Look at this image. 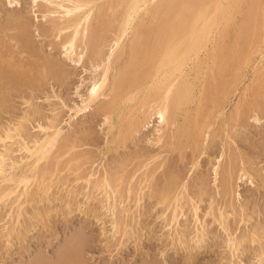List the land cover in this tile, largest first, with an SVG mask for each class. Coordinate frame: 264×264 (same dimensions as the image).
Here are the masks:
<instances>
[{"label": "rangeland", "instance_id": "374dc122", "mask_svg": "<svg viewBox=\"0 0 264 264\" xmlns=\"http://www.w3.org/2000/svg\"><path fill=\"white\" fill-rule=\"evenodd\" d=\"M44 3L0 0V37L4 35L6 46L13 49L12 40H17L10 39V34L17 33L16 28H10L11 21L18 22L22 19L19 16H24L25 22H21L26 29V34L21 32L26 35L22 38L25 50L18 48L22 37L18 35L16 47L20 53L16 47L10 52L3 46L2 55L14 63L19 54L25 57L23 54L28 51L39 58L36 62L48 59L56 62L54 65L59 63L60 67H56L67 74L63 73L64 80L52 74L36 80L34 68L23 60L22 66L23 62L28 64L35 81L0 87L8 91L4 106L0 104V152L8 147L12 149L9 156L20 160L26 155L19 148L24 139L33 138L35 142L39 136L41 140L47 129L49 133V126L53 128L50 120H56L63 130L61 142L38 165L48 169L37 175L44 186L38 190L35 180L30 185L32 195L26 200L15 198L20 190L12 193L16 196L11 195V199L9 195L0 200V264H264V112L260 111L263 114L259 120L254 119L247 104L252 98L250 86L247 92L243 90L254 81L252 73L260 61L259 55L252 58L253 65L249 62L244 67L238 86L230 93L229 102L224 103L225 117L237 100L244 103L248 98L244 104L249 110L241 104L243 112L237 121L233 118V124V120L218 116L215 123L218 122L211 125L208 146L195 160L190 148L181 154L177 147L164 141V129L156 116L147 120L123 146L111 142L106 145L104 117L94 114V109L79 112L69 123L65 122L70 106L86 93L94 73L86 56L79 64L67 58L70 51L66 49L68 45L63 46L66 31L58 33L51 26L61 13H48ZM6 23L10 24L7 35L2 31ZM18 128L23 130V136L18 131L17 137ZM10 129H17L16 135ZM33 142L30 140V145ZM230 152L236 156V168L244 162L249 174L236 177L224 190L215 180V171L220 175ZM9 160L6 158V163ZM114 168L123 177L119 183L123 195L121 191L117 198L111 196L110 187L101 183ZM177 176L183 178L185 189L182 183L170 186V180ZM98 180L101 186L97 187ZM113 184L117 191L118 185L115 188ZM18 201L23 203L19 223ZM125 208L127 212L123 211ZM231 238L235 243L230 244Z\"/></svg>", "mask_w": 264, "mask_h": 264}, {"label": "bare ground", "instance_id": "6f19581e", "mask_svg": "<svg viewBox=\"0 0 264 264\" xmlns=\"http://www.w3.org/2000/svg\"><path fill=\"white\" fill-rule=\"evenodd\" d=\"M12 1L16 0H10ZM36 1L32 0L34 3ZM44 1L48 13L51 14L54 10H59L57 14L61 13V17L57 15L58 19L51 26L57 28L58 33L66 31L63 46L68 45L66 49L70 53L67 54V58L79 64L86 56L92 69L91 72L94 73L86 93L80 95L79 102L70 106V114L65 122L69 123L71 118L73 119L76 114L79 115V112L81 114L86 110L94 109V114L104 117L106 145L111 142L123 146L147 120L156 116L160 120L161 128L164 129V141L173 148L177 147L181 154L187 147L190 148L192 158L195 160L208 146L206 140L212 132L211 125L215 123L218 116L224 117H220L223 120L227 117L224 116V108H226L224 103L229 102L230 93L233 94V88L238 86L236 83L240 82L239 78H242L240 76L244 73V67L252 61L254 55H259L260 61L255 69L252 68L254 69L252 73L254 81H250L252 85L248 84L243 89L247 92L250 86L251 93L249 94L252 97L251 101L248 100L249 103L246 101L248 98L244 103H247L250 109L252 108L255 120L262 117L261 112H264V101L261 100L264 96V54H262L264 53V0ZM45 10L43 13L46 12ZM56 13L54 11V14ZM19 17L23 19L24 16ZM22 19L18 22L11 21L10 23L9 21L12 26L6 23L7 29L6 27H2L4 30L1 28L3 32L6 31L4 32L6 35L9 32V25L10 28H16L17 33L10 34V39H17L16 42L12 40L14 43H11L15 44L13 47L15 49L16 43L20 40L18 37L22 36L21 43H17L18 48L21 47L20 51L25 50L22 46L24 48L26 46L22 43V38L26 36L24 32L26 29L23 26L25 23L21 22L24 21ZM10 32H12L11 29ZM252 35L253 38H251ZM3 37L4 35L0 37V82L3 83L0 87L5 88L8 84L15 86L20 82L27 84V82L32 83V80L35 81L36 78L30 76L32 75L29 71L31 66L34 68L33 74L38 75L36 80L49 74L58 75L59 78L62 77L61 79L66 78L64 76L66 72L62 70L61 72L60 68H57L60 67L59 63L54 65L56 62L48 61V59L36 62L39 58L35 59L36 55L32 54L34 55L32 56L28 51V53L22 51L25 52L23 54L26 55L25 57L17 54L16 61L9 62L8 58L2 55L4 53L2 47L8 43ZM10 47L6 46V49L10 52L15 51ZM16 51L19 52L17 47ZM23 60L29 64V67L24 62L22 66L21 61ZM0 90L4 93L0 91V104L4 106V96L6 97L8 91ZM242 98L239 100H243ZM244 103L238 100L235 102L232 112L227 117L230 121L233 120L231 124L236 123L234 119L237 121V116L239 118L242 114L241 104ZM50 121L55 124L52 125L53 128L49 126V133L48 129H45L47 133H44L47 135L41 140L39 136L36 137L39 141L33 142L31 138L32 145L29 143V138L26 140L24 139L26 136L21 137L24 142L19 148L26 151L25 157L20 160L12 159L8 154L12 149L8 147H5V152L4 150L0 152V187H2L0 188V200L9 195L8 198L11 199V195L16 196L12 193H17V190L20 191L15 198L23 197L26 200L32 195L30 185H33V181L36 183L38 180V184H35L38 185V190L44 186L42 178L38 176L41 170L47 171L48 169L46 170V167L41 169L38 165L40 160L48 159L50 151L52 152L56 143L61 142L59 139H62L63 134L62 128L56 124L57 122L55 123L56 120ZM228 124L227 127H229ZM40 127L42 128V125ZM21 129H16L17 137L18 131L23 136ZM10 130L15 134V129ZM225 132L229 138L228 131ZM0 134H2L1 131ZM10 135L9 137H12ZM109 136L112 138L109 139ZM235 157V154L230 152L220 175L215 171L217 175L215 180L219 181L224 190L233 183L236 177L241 178L249 174L244 162L241 167L236 168ZM6 158L10 159L7 163ZM249 177L252 179L251 173ZM122 180L123 177L116 172L115 168L114 171L106 173L103 180L101 179L104 187H110L113 195L106 190L109 197L111 195L117 198L121 191L122 194H120L123 195L124 190H119V183L121 184ZM182 180L180 176L174 177L170 180V186L181 184ZM96 182L98 183L94 182L95 186H101V184L98 185L99 180ZM113 183H115V188L118 187L117 191L114 190ZM185 186L184 183L181 184L183 189ZM22 204L18 201L16 205L17 222L23 212ZM127 210L125 208L123 211L127 212ZM11 232L10 229L8 235ZM231 240L232 238L230 244L235 243Z\"/></svg>", "mask_w": 264, "mask_h": 264}]
</instances>
